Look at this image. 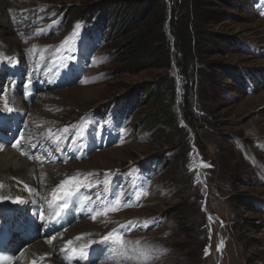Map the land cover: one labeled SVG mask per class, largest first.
I'll return each instance as SVG.
<instances>
[{"label": "rangeland", "instance_id": "rangeland-1", "mask_svg": "<svg viewBox=\"0 0 264 264\" xmlns=\"http://www.w3.org/2000/svg\"><path fill=\"white\" fill-rule=\"evenodd\" d=\"M124 1L0 0L10 25L0 33V53L18 61L15 66L6 61L0 64V89L7 90L10 106L17 98L28 106L20 116L19 129L26 125L31 143L46 146L47 156L69 166L63 177L79 170L96 173L95 181H103L105 173H112L109 191H104L103 184L96 185L93 203L88 204L91 208L114 199L113 193L121 189L132 197V207L96 221L78 219L70 227L87 221L95 236H101L114 226L136 221L131 231L124 232L125 239L162 250L152 253L149 264H264V0H165L168 22L175 13L178 20L188 22L190 30L196 27L201 32L195 36L199 47L193 57L179 61L184 62L183 71L178 70V75H185L179 78L185 84L184 107L181 96L176 105L167 90L143 99L140 90L162 80L166 72H121L128 63L123 47L128 37L114 30L107 40L87 39L82 26L75 51L64 53L76 57L65 60L68 68L49 64L51 71L43 65L33 71L26 50L33 44L59 45L79 23L71 18L73 13L89 7L103 9V16L115 18L114 23L107 18L105 28L118 29L143 6L141 0ZM17 10L26 11L12 19ZM53 20L58 23L53 25ZM173 28L169 22L163 30L176 58L181 39ZM37 29L43 32L32 35ZM19 33L28 37L27 42ZM14 47L21 52L15 53ZM51 51L45 53V63ZM39 55L37 51L36 58ZM93 60L102 62L93 64ZM167 73L176 75L172 69ZM101 74L103 79L81 83ZM29 75L33 82L25 90ZM2 97L0 91V107ZM128 97L135 101L118 118L99 113L102 107ZM153 101L163 106L160 119L154 116ZM37 110L42 117L35 115ZM168 112L176 116L175 121L183 120L179 121L185 129L182 136L163 119ZM64 127L69 132L59 150L41 139L48 129ZM7 132L1 131L0 142L10 146L14 141ZM38 146L31 154H36ZM36 167L43 166L37 163ZM38 182L44 191L47 182ZM97 193H102L99 200ZM96 249L93 258L81 260L82 264H114ZM126 264L139 261L131 259Z\"/></svg>", "mask_w": 264, "mask_h": 264}, {"label": "snow or ice", "instance_id": "snow-or-ice-1", "mask_svg": "<svg viewBox=\"0 0 264 264\" xmlns=\"http://www.w3.org/2000/svg\"><path fill=\"white\" fill-rule=\"evenodd\" d=\"M44 8L41 7V11ZM26 11V10H24ZM264 14V13H262ZM42 19V18H41ZM58 21L53 20L52 24H57ZM82 25L77 23L71 33L64 38L60 42L59 45L52 46V45H36L33 44L30 48L26 50V55L33 63V71H39L41 66L43 65L46 71H51L52 68L49 67L51 64L53 67L59 68H68V64L65 60H75L76 57L74 55L65 56L64 53H72L75 51V40L78 37L79 30L81 29ZM43 32V29H37L32 35H39ZM21 38L27 42L28 37L25 36L24 33H19ZM49 49H54L50 53V59L47 63L45 53ZM37 51H40V55L36 58ZM0 59L7 61L9 64L15 66L18 63L15 57H8L5 56L3 53H0ZM106 59V58H104ZM102 60H93V64L101 63ZM104 75L101 74L97 77L92 78H85L81 81V83H93L97 79H103ZM32 77L29 75L27 83L24 85L25 90L29 89L32 84ZM13 86L15 82H10ZM3 91V107L0 108V111L6 112H13L16 111L13 107L10 106V102L7 95V90L0 89ZM83 119V118H82ZM40 127V125H37ZM71 127V126H69ZM69 127H64L58 133H53L51 129H48L46 134L41 136L42 140L50 141L52 145L55 146L54 150H59L60 144L64 139H67V134L69 132ZM82 135V133H81ZM33 137L31 135H26L23 131L20 132L19 138L15 139L14 143H11V147L21 155L26 156L29 160H36L43 166V158L41 156H35L28 151H25V146L29 149L36 148L38 145L31 143ZM123 142V141H122ZM4 144L0 143V151H3ZM51 154V153H49ZM203 167H208L209 165L203 164ZM46 173L41 172L40 182L43 183L46 177ZM96 173L89 172V173H81L77 170L71 176H65L64 179L60 180L59 183L53 187L48 196L42 197L44 203L46 205L47 214L43 209L39 211L38 215L42 221L47 222L48 220H57L63 218L66 214L70 203H78L81 206L82 211H87L90 215L91 220L96 221L98 217H108L109 213H114L120 211L122 208L132 207L134 205L129 203L131 200V195L128 194L124 189H121L119 192H114V199H109L107 202H101L96 205L95 208H87L86 206L90 203H93L92 197L90 196H83L80 197L79 193L82 188H92L95 185L103 184L104 191H109L110 185V176L112 175L111 172H107L104 174V180H96L95 185L93 184L92 178L96 176ZM11 180L15 181L16 177H12ZM198 180V177H197ZM20 183H23L22 181ZM10 186L5 185L3 181H0V201L3 200H12L16 203H24V200L20 196L13 197L10 191L6 193V190ZM24 189L33 192V189L29 187L28 184L23 185ZM39 195V193H36ZM97 200L100 199L102 193H97ZM138 206V205H137ZM211 220V217H209ZM107 223V220L104 221ZM136 223V221L129 220L124 224L118 225V227L113 228L109 231L106 235L101 237V242L108 246V258L114 262V264H126V261L131 259H137L139 264H149L150 260L153 258L152 253L157 251H162L160 249H155L151 245H143L141 244L140 240L136 241H129L125 239L124 232L131 231L132 226ZM143 227H147V224L141 225ZM90 233H82L80 235L75 236L73 239H69L64 242L63 246L60 247V253L64 254V256L68 259L69 264L73 258H79L83 260H87L89 258V248L93 243L96 241L89 240L86 243H80L75 245V241H81L84 236H90ZM62 233H57V235L51 236V238L47 239V244L52 245L53 241L56 240L58 237L62 238ZM223 246V242L217 246V250L219 251L220 248ZM205 254H208V249H205ZM21 256L24 255L23 252L20 253ZM51 255V253L45 252L38 257H35L30 261V264H44V261ZM16 259L14 255H5L3 252H0V264H13V261Z\"/></svg>", "mask_w": 264, "mask_h": 264}, {"label": "bare ground", "instance_id": "bare-ground-1", "mask_svg": "<svg viewBox=\"0 0 264 264\" xmlns=\"http://www.w3.org/2000/svg\"><path fill=\"white\" fill-rule=\"evenodd\" d=\"M1 5L2 4L0 3V33H3L9 30L10 25L5 20L4 11ZM21 12L25 11L17 10L11 15L12 19H19L22 15ZM14 51L15 53L21 52L16 47H14ZM3 61L5 60L0 59V64ZM14 100L18 102L11 107L16 109V111H0V134L2 130L3 133H6L7 130L8 138L10 137V139L15 142V139L19 138L21 131L27 133L25 132L26 125L23 128L24 130L19 129V126L21 125L19 119L22 112L28 108V106L19 98ZM35 115L39 118L42 117L43 114L40 113V110H37L35 111ZM59 131L60 129L53 133H58ZM32 150L33 148L29 149L25 146V151L31 153ZM35 153V156H41L43 158L42 169H37L36 167V164L39 162L34 159L29 160L26 156L21 155L20 152L11 147V143L10 146L4 144L3 151H0V181H3L5 185L10 186L5 194L10 191L13 197L20 196L24 200V203H16L12 200L0 201V221L7 226L9 237L8 247L15 252L14 256L16 259L13 261V264H30L32 259L45 252L51 253V255L44 261V264H69V261L64 254L60 253L59 244H64L65 241L73 239L75 236L82 233H90L91 235L84 236L81 241H75V245L86 243L89 240L96 241V243L92 244L88 250L89 259L93 258V251L95 248H97L96 251L101 250L108 255V246L101 242V237L104 235L95 236L92 232L93 227L88 224L89 222L85 221L81 226L76 228L73 226L70 227V224H73L78 219L93 221L87 211L81 210L79 204L73 209V205L76 203H70L63 218L48 220L47 222L42 221L39 218L38 213L42 206L45 214H47L46 205L42 197L48 196L50 190L55 187L60 180L65 178V176L63 177V174L69 170V166L61 165L59 160L47 156L48 148L46 146L39 145L38 150ZM54 168H56L55 171L53 170ZM41 172L47 174L44 179V181L47 182L46 187H42L44 191H40V185L38 182V180H40L39 174ZM32 176H36L35 181L32 179ZM12 177H16V180H11ZM92 180L95 185V177H93ZM21 181L23 183H20ZM24 184H28L29 187L33 189V192L25 190L23 187ZM95 187L96 185L92 188H82L79 196L82 197L85 192H88L90 197H94ZM36 193H39V195ZM86 207L91 208L90 205H87ZM116 227H118V225L113 228ZM113 228H111V230ZM57 233H62V238L58 237L53 241L52 245L47 244V239L51 238V236L57 235ZM21 252L24 253L23 256L20 255ZM81 260L83 259L73 258L71 264H82ZM106 261L107 263L113 262L108 257Z\"/></svg>", "mask_w": 264, "mask_h": 264}, {"label": "trees", "instance_id": "trees-1", "mask_svg": "<svg viewBox=\"0 0 264 264\" xmlns=\"http://www.w3.org/2000/svg\"><path fill=\"white\" fill-rule=\"evenodd\" d=\"M111 3L120 4L121 0H110ZM124 1V0H123ZM142 8L136 11V15L127 21V23L115 29L112 26L108 29L105 28L104 22L111 18L101 14L102 10L99 8L89 7L85 12H75L72 14L71 18L73 21L79 22L84 28V34L87 39L98 38L99 40H107L108 35L111 31H115L116 34H125L127 35L128 41L126 46L124 45V53L128 57V63L122 66L121 72H131L140 71L143 69H161L165 71L166 74L162 77V80L154 81L153 83L146 84L140 90V95L143 96V99L151 98L153 96H159L162 90H167L171 98H176V88H175V79L168 75V70L171 69V61L175 60V63L178 65V70L183 71V60L184 57H193L192 53L196 47H199L195 36L201 34L200 31L194 27L191 33L189 24L187 21L178 20L175 16V20L171 16L169 19L170 25L171 22L174 23L173 32L174 34L181 39L179 45V51L175 52L176 58L171 56V50L168 44L167 36L164 32V26H166L167 15L165 10V0H141ZM129 3V2H126ZM125 1L123 4H126ZM114 17V16H113ZM111 22H115V18L110 19ZM178 56V57H177ZM179 58V59H178ZM181 58V59H180ZM207 69V68H205ZM206 75V74H205ZM180 78L185 76L184 73L179 75ZM185 84L181 81L180 96L181 104L185 106ZM134 97V96H131ZM125 98L123 100L117 101L110 104L109 106H104L99 112L103 117L110 113L113 116L115 114L116 118L123 115L125 112V107L131 105L135 101V98ZM152 108L154 111V116L158 119L163 114V106L156 101L152 102ZM184 116V112L182 113ZM175 115L173 113H166L163 119L167 120L169 126L172 127L173 131L177 135H183L184 127L180 125L179 121H175ZM185 119V116H184Z\"/></svg>", "mask_w": 264, "mask_h": 264}, {"label": "water", "instance_id": "water-1", "mask_svg": "<svg viewBox=\"0 0 264 264\" xmlns=\"http://www.w3.org/2000/svg\"><path fill=\"white\" fill-rule=\"evenodd\" d=\"M166 26L168 27L169 26V22L167 21V23H166ZM171 69L173 70V72H175V83H176V89L178 88V86H179V83H178V68H177V66H176V64H175V60L174 59H172V61H171ZM179 98H180V95H177V93H176V105H178V102H179ZM179 121H182L183 122V120H179Z\"/></svg>", "mask_w": 264, "mask_h": 264}]
</instances>
